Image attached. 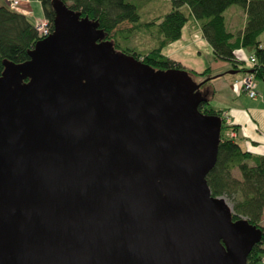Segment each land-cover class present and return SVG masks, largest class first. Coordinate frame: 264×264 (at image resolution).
Listing matches in <instances>:
<instances>
[{
  "label": "water",
  "instance_id": "obj_1",
  "mask_svg": "<svg viewBox=\"0 0 264 264\" xmlns=\"http://www.w3.org/2000/svg\"><path fill=\"white\" fill-rule=\"evenodd\" d=\"M52 8L55 31L0 76V264H246L262 231L210 193L221 118L200 83Z\"/></svg>",
  "mask_w": 264,
  "mask_h": 264
},
{
  "label": "trees",
  "instance_id": "obj_2",
  "mask_svg": "<svg viewBox=\"0 0 264 264\" xmlns=\"http://www.w3.org/2000/svg\"><path fill=\"white\" fill-rule=\"evenodd\" d=\"M25 1V0H20ZM54 0H39L43 17L47 20L49 34L55 31ZM68 9L86 16L97 24L115 51L132 56L154 70H184L200 88L210 79L209 66L197 73L164 56L161 50L181 36L183 26L192 20L199 24L202 37L212 50L213 59L228 62L235 69L241 61L235 51L244 48L255 58L247 72L255 80H264V46L259 35L264 32V0H165L170 8L163 14L142 18L141 9L154 0H60ZM237 5L244 9L246 22L241 34L229 32L225 26L224 12ZM152 12V10H151ZM147 35L150 46L136 50L129 46L134 36ZM38 36L34 23L19 10L10 9L5 0L0 2V76L7 64L19 65L30 59V51L43 40ZM243 70V69H240ZM203 114L221 118L220 143L214 166L206 175V182L213 196H220L230 203V217L235 221L245 219L262 231L260 241L246 257V264H257L264 258V155L243 150L227 134L236 127L223 119L220 110L209 104L205 93L197 101ZM238 172L235 177L232 172Z\"/></svg>",
  "mask_w": 264,
  "mask_h": 264
},
{
  "label": "crops",
  "instance_id": "obj_3",
  "mask_svg": "<svg viewBox=\"0 0 264 264\" xmlns=\"http://www.w3.org/2000/svg\"><path fill=\"white\" fill-rule=\"evenodd\" d=\"M26 1H21V7L28 11L26 15L30 17L31 11L22 5ZM224 18L226 29L229 32L242 33L246 22L243 8L237 5L228 7L224 12ZM258 39L264 46V32L259 35ZM161 52L186 69L197 73L209 66L210 79L203 86L211 85L210 95L207 91L203 93L208 96L209 104L220 110L222 116H226L227 122L236 127V130L227 131V134L243 150L256 155H264V80H255L257 95L253 98H250L240 85L241 78L247 72L245 70H249L251 66L248 63L250 52L244 48H238L235 51L237 60L241 61L235 69L228 62L214 60L212 50L202 37L199 24L195 20L187 22L181 30L180 38L165 46ZM232 70L235 72L231 73ZM263 218L264 214L262 221Z\"/></svg>",
  "mask_w": 264,
  "mask_h": 264
},
{
  "label": "rangeland",
  "instance_id": "obj_4",
  "mask_svg": "<svg viewBox=\"0 0 264 264\" xmlns=\"http://www.w3.org/2000/svg\"><path fill=\"white\" fill-rule=\"evenodd\" d=\"M0 2L3 3V0ZM22 5L27 7L31 11L30 12L31 15H30V17H28V20L30 22L35 24L36 22L38 23L41 19L44 18L43 14H42V8H41V5L39 3V0H27ZM169 8H170V6L167 2H165L163 0H154V1H151L148 4L144 5L143 9H141L142 10L141 16H142V18H147L151 15V13L163 14V13L167 12L169 10ZM150 9L152 10V12ZM128 45L135 48L136 50H143V49H145V47L150 46V39L147 35L134 36ZM115 55L119 56V54H115ZM204 58L207 59L208 57H204ZM223 65H225V64H223ZM250 68H251V66H250ZM246 73H248V72H246ZM210 88H211V85L207 84L201 88L200 92L203 93L204 91H207L208 94L210 95V90H209ZM232 174L235 177L238 176V172H236L235 170H233ZM225 201H226L228 207L230 208V203L226 199H225ZM261 224L264 225V218H263V221H261Z\"/></svg>",
  "mask_w": 264,
  "mask_h": 264
},
{
  "label": "built area",
  "instance_id": "obj_5",
  "mask_svg": "<svg viewBox=\"0 0 264 264\" xmlns=\"http://www.w3.org/2000/svg\"><path fill=\"white\" fill-rule=\"evenodd\" d=\"M5 4L10 9L19 10L24 14H28V11L21 7L20 0H5ZM34 27L38 36L46 37L47 35H49V28L47 25V20L45 18L41 19L38 23L36 22L34 24ZM248 63H250L251 67H253V65L255 64V58L252 55L249 56ZM240 85H241V89L250 98H253L257 95L256 82L253 73L251 72L245 73L240 80ZM223 119L227 121L226 116L225 117L223 116ZM257 264H264V258H262Z\"/></svg>",
  "mask_w": 264,
  "mask_h": 264
}]
</instances>
